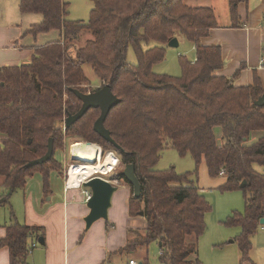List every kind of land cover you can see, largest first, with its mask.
<instances>
[{
  "label": "trees",
  "instance_id": "trees-1",
  "mask_svg": "<svg viewBox=\"0 0 264 264\" xmlns=\"http://www.w3.org/2000/svg\"><path fill=\"white\" fill-rule=\"evenodd\" d=\"M245 1L228 0L233 27L236 7ZM18 2L22 14L42 17L25 35L58 31L60 39L34 46L29 65L0 71L2 186L11 193L24 189L35 174L45 184L52 171L60 174L54 154L63 149V118L81 107L70 89L90 93L84 89L89 85L82 69L86 64L119 99L104 127L120 149L93 131L99 109L88 110L64 130L69 138L116 153L123 166L134 165L141 193L138 199L129 198L128 214L144 218L146 229L144 236L132 232L135 237L121 251L145 249L156 242L161 264H197V259L190 260L197 255V245L188 239L203 234L210 207L193 180L197 170L190 174L154 170L160 153L171 148L189 155L196 167L204 163L210 177H224L221 190L243 192L245 212L229 217L226 224L240 228L236 242L241 262H249L250 238L264 218V174L254 170V165L264 167V134L250 144L253 133L264 132V102L255 105L264 98V87L256 80L253 86L238 88L215 75L223 66L220 48L200 45L218 27L213 10L189 7L184 0H92L90 19L83 23L68 20L64 0ZM83 35L89 38L82 42ZM180 37L194 45L195 61L180 57L179 77L153 73L152 67L164 61L168 42ZM152 42L159 46L144 48ZM128 48L136 64L126 61ZM65 95L70 102H64ZM216 129L221 131L220 144ZM49 139L51 159L29 167L45 155ZM243 181L246 185L240 188ZM8 197L0 198V204H6ZM41 231L20 225L7 229L0 248L9 249L10 264H25L28 240Z\"/></svg>",
  "mask_w": 264,
  "mask_h": 264
},
{
  "label": "crops",
  "instance_id": "crops-1",
  "mask_svg": "<svg viewBox=\"0 0 264 264\" xmlns=\"http://www.w3.org/2000/svg\"><path fill=\"white\" fill-rule=\"evenodd\" d=\"M184 3L189 7L211 8L215 14L218 27L210 30L208 35L200 40V45L203 47L220 48L223 66L215 72V75L230 79L232 85L238 88L253 86L256 80L264 87V67L262 66V61H264V0H246L238 4L236 27L232 26L233 20L228 0H184ZM30 22L36 23L38 20ZM32 25L22 30L18 25L12 24L9 17L0 23V71L7 67L30 64L33 47L42 46L22 44L26 36L25 32ZM53 32L57 34L56 40H59L58 31H51L47 34ZM191 46L194 50V45L191 44ZM194 61L195 58L191 60V62ZM263 134L264 132L253 133L250 144L255 143ZM215 135L220 142V129L215 130ZM2 136L0 134V140ZM58 172L50 173L47 184L38 173L40 191L35 196H26L23 215L20 212V215L16 213L14 216L6 209L8 212L0 217V240L5 238L7 229L13 225L42 229L40 233L32 234L28 240L31 252L26 257L25 264H128L130 260H134L122 261L125 255L129 256L138 249L132 252L121 250L128 241L135 237L133 233H138L140 236L145 235L144 218L130 217L127 201V208L123 207L125 209H123L124 215L121 221L118 212L123 197L121 194L117 196L113 194L108 219L99 220L86 230L84 218L89 211L86 207L84 193L87 192L90 195V191L83 187L65 191L64 182L59 189L53 187L52 174L59 175ZM56 178L60 179L58 176ZM61 180L63 181L62 178ZM2 183L3 179L0 178V186ZM125 191L128 196L129 191L127 189ZM0 198L5 197L0 194ZM129 198L130 196L128 200ZM9 200L6 204H0V207H7ZM240 232L239 228V233L235 232L233 237L226 236L227 240L221 239L220 235L219 239L215 237L205 239L210 242L209 245L212 248L213 260L209 264H264V225H260L257 232L250 238L252 247L249 262L245 263L241 262L236 242ZM188 242L197 245L198 255L199 237H190ZM231 244L233 246L236 244L238 248L239 254L235 257L233 247L230 249L231 255L223 254L221 251L230 248ZM200 249L199 245V251ZM197 255L193 258L197 259V264H199ZM142 260L146 261V259ZM204 263L208 264L205 260ZM0 264H10V252L7 247L0 248Z\"/></svg>",
  "mask_w": 264,
  "mask_h": 264
},
{
  "label": "rangeland",
  "instance_id": "rangeland-1",
  "mask_svg": "<svg viewBox=\"0 0 264 264\" xmlns=\"http://www.w3.org/2000/svg\"><path fill=\"white\" fill-rule=\"evenodd\" d=\"M187 1V0H185ZM66 4H68V20L75 21V22H83L87 23L90 19V13L93 9L92 0H64ZM18 0H0V23L5 20V18L9 17V20L12 24L18 25L20 29L26 30L30 25L39 24L42 21V17L38 14H22L19 10ZM187 3V2H185ZM38 20L36 23H31V20ZM30 22V23H29ZM222 22V21H220ZM89 36L83 35L81 41H85L88 39ZM57 39V34L53 32L52 34H40L36 37H32L31 35H26L23 40L22 44H33V45H44L48 42L55 41ZM178 47L177 48H170L166 46L165 48V58L164 61L156 64L152 67V72L155 74L160 75H168L172 77H179L181 75V68L179 65L180 57H184L187 60L191 61L195 58V52L192 49L190 43L186 42L184 39L180 37L178 39ZM154 46H159L157 43H149L147 46H144L145 49L151 48ZM126 61L130 64H136L137 59L136 56L131 48L127 49L126 54ZM84 75L89 81V85L84 87L87 92H92L95 89H98L102 86V83L99 82L98 78L95 76L91 66L83 65L82 67ZM64 102L69 101L68 96H64ZM74 103L73 101H71ZM66 117V116H65ZM63 118V121L65 119ZM62 137H63V144L62 150H57L54 154V159L61 165V173L59 175L53 173L52 174V186L59 189L62 186L65 180V174L67 172V166L71 163L70 155L72 158L74 147L77 146L78 143H89L81 140L77 137L69 138L66 136V132L64 130L63 122H62ZM218 144H220L218 139ZM74 147H73V146ZM72 152V153H71ZM117 158V165L115 170L109 175L104 176L109 181H115L116 187L118 190L114 195H120L123 197L121 201V205L119 206V216L120 220L122 221L123 218V207L126 206L127 208V201L128 197H133L132 187L123 179L118 180L117 174L120 173L123 169V165L120 164L116 153H113ZM173 169L176 174H190L193 173L195 170L196 178H193L196 181L198 188L201 190V194L205 198L206 202L208 203L210 210L204 216V223L205 229L202 235L199 237V244H198V261L199 264H208L212 262L213 255L211 253V245H209V241L205 240L207 237H215V239H219V235L221 239L227 240L226 236H235V232L239 233V228L231 227L226 224V221L229 217L234 215L243 214L245 212V200L243 197V192L241 190L236 191H223L221 190V186L224 183V177H217L212 178L208 174L207 167L204 163L200 164L196 167L195 162L189 155L181 156L175 150L171 148H166L160 153V157L154 167L156 171H164ZM254 170L264 174V167L259 165H254ZM60 177V179L56 177ZM33 177V178H32ZM29 181L26 183L25 189H18L13 192H9L6 187L0 186V194L3 197H8L9 205L7 207H0V217L3 216L5 212H12L13 215L17 213V215H23L24 205H25V198L27 195L35 196L40 191V176L35 174L32 176ZM63 179V181L61 180ZM119 184V186H118ZM127 189L129 191L128 196H126ZM115 196V197H116ZM125 202V204H123ZM8 209V211L6 210ZM8 215H10L8 213ZM128 215V214H127ZM205 241V243H204ZM229 241V239H228ZM226 241V242H228ZM217 244V243H216ZM199 245L201 247L199 251ZM233 247V254L234 257L239 254L237 252V245L234 246L231 244L230 248H225L223 254L228 253L231 255V250ZM218 250V249H216ZM220 251V250H218ZM239 251V250H238ZM143 254V255H142ZM215 255V254H214ZM126 257L123 258L124 261H128V259H134L137 264H143L142 259H146V264H161L159 260V248L156 242H151L145 249H138L137 251L125 255ZM143 256V258H142ZM190 260L194 261V258L191 257Z\"/></svg>",
  "mask_w": 264,
  "mask_h": 264
},
{
  "label": "water",
  "instance_id": "water-1",
  "mask_svg": "<svg viewBox=\"0 0 264 264\" xmlns=\"http://www.w3.org/2000/svg\"><path fill=\"white\" fill-rule=\"evenodd\" d=\"M177 38L171 39L167 46L170 48L178 47ZM70 92L81 102V107L74 115H67L63 121L64 129L70 127L73 123L81 119L84 114L90 109H99V117L93 124V131L100 136L104 141L114 146L116 149H120L118 145L111 138L110 133L104 127L105 119L110 110L119 103V99L112 93L108 85H103L95 92L81 93L76 89H70ZM264 98H260L255 102L256 106H262ZM53 155L52 140L49 139L47 145V151L44 156L31 161L28 166L34 167L41 165L51 159ZM118 178L124 179L131 187L133 191V197L138 199L141 193L140 183L135 175V168L133 164H127L123 167L122 171L117 174ZM245 181L240 184V188H244ZM83 188H87L90 191V198L86 201V207L88 214L84 218L85 229L88 230L95 222L99 220L106 221L108 219V210L111 207V199L113 194L117 191V187L114 183L103 179L100 176H94L85 183L82 184ZM259 225H264V218L260 220ZM42 243V241H39Z\"/></svg>",
  "mask_w": 264,
  "mask_h": 264
},
{
  "label": "bare ground",
  "instance_id": "bare-ground-1",
  "mask_svg": "<svg viewBox=\"0 0 264 264\" xmlns=\"http://www.w3.org/2000/svg\"><path fill=\"white\" fill-rule=\"evenodd\" d=\"M99 151L98 146L90 143H78L74 147L71 159L81 163L70 168L67 182L69 187L78 186L85 179L94 175H105L114 170L118 162L115 155L109 152L99 159L97 157Z\"/></svg>",
  "mask_w": 264,
  "mask_h": 264
},
{
  "label": "built area",
  "instance_id": "built-area-1",
  "mask_svg": "<svg viewBox=\"0 0 264 264\" xmlns=\"http://www.w3.org/2000/svg\"><path fill=\"white\" fill-rule=\"evenodd\" d=\"M262 66L264 67V61H262ZM92 144L98 146V149L100 150V151L98 152V156H97V157H99V159H100V158H103V157L107 154V152H106V153L103 152L102 148H101L98 144H96V143H92ZM112 153H113V152H112ZM70 161H71V163L69 164V166H67V172H66V174H65V180H64V189H65V191L72 190V189H80V188L82 187V184H83V183H85L86 181H88V179H90V178H92V177H94V176H100V177H102L103 179L107 180L106 178H104V176H109V175L115 170V168H114V170L110 171L108 174H105V175H94V176H92V177H89V178L85 179V180H84L83 182H81L78 186L69 187L68 184H67V182H68V179H69L68 174H69L70 168H71L73 165H75V164H79V163H81V162H79V161H77V160H73V159H71V155H70ZM108 181H109V180H108ZM110 182L116 184L115 181H114V182H113V181H110ZM84 194L86 195V200H85V201H87V200L90 198V195H89L87 192H85ZM32 247H34V246H32ZM30 252H31V250H29V253H30ZM128 264H137V263H136L135 260H130V261L128 262Z\"/></svg>",
  "mask_w": 264,
  "mask_h": 264
}]
</instances>
